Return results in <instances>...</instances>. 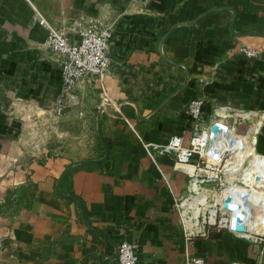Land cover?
<instances>
[{"label":"crops","instance_id":"crops-1","mask_svg":"<svg viewBox=\"0 0 264 264\" xmlns=\"http://www.w3.org/2000/svg\"><path fill=\"white\" fill-rule=\"evenodd\" d=\"M77 19L111 31L103 84L118 110L99 111L95 78L55 114L62 80L43 45V21ZM257 34H264V0H0V264H115L122 241L135 245L136 264H184L173 202L188 176L169 155L153 162L130 126L145 142L177 135L187 146L183 109L198 94L204 117L220 106L264 109ZM240 47L259 53L247 57ZM99 114L107 158L68 172L59 186L79 198L83 218L55 187L67 167L104 156ZM256 150L264 154V124ZM187 250L207 264H264V251L227 230L193 237Z\"/></svg>","mask_w":264,"mask_h":264},{"label":"built area","instance_id":"built-area-1","mask_svg":"<svg viewBox=\"0 0 264 264\" xmlns=\"http://www.w3.org/2000/svg\"><path fill=\"white\" fill-rule=\"evenodd\" d=\"M43 25L47 28L43 45L58 62L62 80L55 114L61 115L68 103H75L76 88L95 78L100 88L99 111L118 110L119 104L103 84L112 64L109 27L79 19L62 26L46 21ZM70 33L76 34L78 40L70 41ZM239 49L247 57L259 53L256 49ZM208 83L209 80H204L203 86ZM204 103V95L198 94L183 109L191 121L187 146L177 135L170 136L163 144L145 142L130 127L153 162L155 155H169L173 168L188 176L185 194L173 202L186 246L184 264H207L204 257L189 254L188 242L193 237L221 230L246 239L261 255L264 251V154L256 150V143L264 124V109L250 111L220 106L204 117ZM240 123L245 126L243 131L238 129ZM136 261L135 245L122 241L117 247L115 264H136Z\"/></svg>","mask_w":264,"mask_h":264},{"label":"water","instance_id":"water-1","mask_svg":"<svg viewBox=\"0 0 264 264\" xmlns=\"http://www.w3.org/2000/svg\"><path fill=\"white\" fill-rule=\"evenodd\" d=\"M227 9H230V8H227ZM210 11H212V10H210ZM232 12H233V17H232V22H231V30L233 29V24H234V20H235V12H234V10H232ZM205 14H206V13H205ZM205 14H203V15H205ZM203 15H201L200 17H202ZM188 23L190 24V23H193V22H188ZM173 27H175V26H172V27L166 32V34L164 35V37H163V39H162V42H163L164 38L166 37V35L169 33V31H170ZM257 35H263V36H264V34H257ZM100 121H101V119H100V114H99L98 121H97V132H98L99 140H100V142H101V144H102V147H103V149H104V156H103L102 158H99V159L86 160V161L81 162V163H79V164H75V165H73V166H69V167H67V168L62 172V174H61V176H60V178H59V180H58V183L56 184V187H55V190H56V192H57L58 194H60V195H62V196H64V197H66V198H71V199L75 200V201L80 205V207H81V214H82V217H83L84 214H83V209H82L81 202H80L79 198H78L77 196L73 195V194H64V193H62V192L59 190V186H60L62 180L64 179L65 175H66L68 172H70V171H72V170H75V169H78V168H81V167H84V166H86V165H88V164H91V163H96V162L103 161L104 159L107 158V155H108V149H107V147H106V145H105V143H104V141H103L102 135H101ZM83 218H84V217H83ZM116 256H117V251L113 254V258H116Z\"/></svg>","mask_w":264,"mask_h":264}]
</instances>
